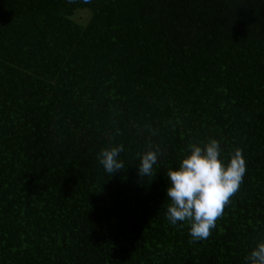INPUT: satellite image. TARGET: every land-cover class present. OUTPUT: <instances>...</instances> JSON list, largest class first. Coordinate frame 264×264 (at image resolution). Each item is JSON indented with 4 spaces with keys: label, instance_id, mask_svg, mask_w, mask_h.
<instances>
[{
    "label": "trees",
    "instance_id": "obj_1",
    "mask_svg": "<svg viewBox=\"0 0 264 264\" xmlns=\"http://www.w3.org/2000/svg\"><path fill=\"white\" fill-rule=\"evenodd\" d=\"M209 139L246 173L190 242L167 172ZM262 237L264 0H0V264H247Z\"/></svg>",
    "mask_w": 264,
    "mask_h": 264
},
{
    "label": "clouds",
    "instance_id": "obj_2",
    "mask_svg": "<svg viewBox=\"0 0 264 264\" xmlns=\"http://www.w3.org/2000/svg\"><path fill=\"white\" fill-rule=\"evenodd\" d=\"M188 147L189 154L182 158L179 167L175 170L170 168L167 172L170 184L166 188V196L170 203L166 218L172 225L187 222L190 242H197L209 238L216 221L239 190L246 173V161L242 149L237 147L230 153L225 166L219 158L220 144L216 139H209L202 146L193 143ZM122 151V145L101 149L97 159L106 173L113 175L124 169L119 159ZM159 154V147L153 150L151 144L149 150L137 154L140 177L154 175L153 166ZM245 260L247 264H264V237L256 242Z\"/></svg>",
    "mask_w": 264,
    "mask_h": 264
},
{
    "label": "rangeland",
    "instance_id": "obj_3",
    "mask_svg": "<svg viewBox=\"0 0 264 264\" xmlns=\"http://www.w3.org/2000/svg\"><path fill=\"white\" fill-rule=\"evenodd\" d=\"M80 18H82V16H80Z\"/></svg>",
    "mask_w": 264,
    "mask_h": 264
}]
</instances>
